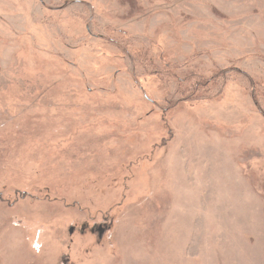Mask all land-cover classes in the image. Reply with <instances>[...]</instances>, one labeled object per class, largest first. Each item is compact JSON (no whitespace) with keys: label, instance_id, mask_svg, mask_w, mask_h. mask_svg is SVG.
<instances>
[{"label":"rangeland","instance_id":"obj_1","mask_svg":"<svg viewBox=\"0 0 264 264\" xmlns=\"http://www.w3.org/2000/svg\"><path fill=\"white\" fill-rule=\"evenodd\" d=\"M0 264H264V0H0Z\"/></svg>","mask_w":264,"mask_h":264},{"label":"flooded vegetation","instance_id":"obj_2","mask_svg":"<svg viewBox=\"0 0 264 264\" xmlns=\"http://www.w3.org/2000/svg\"><path fill=\"white\" fill-rule=\"evenodd\" d=\"M21 197L23 199L28 198L27 194L22 193ZM108 217L105 216L103 222H101L100 224L96 223L93 226H85L83 227L82 233L83 235L87 234V233H91V234H95L96 236H98L99 239H103V237L107 234L109 227H108ZM88 229V231H86ZM74 228L72 230V233L74 232Z\"/></svg>","mask_w":264,"mask_h":264}]
</instances>
